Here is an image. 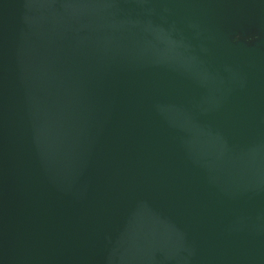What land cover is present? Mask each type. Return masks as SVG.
I'll list each match as a JSON object with an SVG mask.
<instances>
[{
    "label": "water",
    "instance_id": "1",
    "mask_svg": "<svg viewBox=\"0 0 264 264\" xmlns=\"http://www.w3.org/2000/svg\"><path fill=\"white\" fill-rule=\"evenodd\" d=\"M0 264H264V0H0Z\"/></svg>",
    "mask_w": 264,
    "mask_h": 264
}]
</instances>
